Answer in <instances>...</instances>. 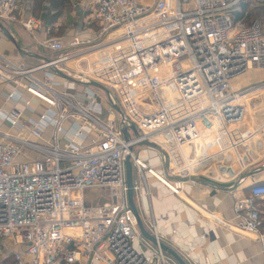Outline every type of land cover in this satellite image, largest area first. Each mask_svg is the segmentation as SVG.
Wrapping results in <instances>:
<instances>
[{
	"label": "built area",
	"instance_id": "1",
	"mask_svg": "<svg viewBox=\"0 0 264 264\" xmlns=\"http://www.w3.org/2000/svg\"><path fill=\"white\" fill-rule=\"evenodd\" d=\"M19 1L0 0V20L14 19ZM87 1L94 38H52L44 46L53 54L37 65L0 53V79L14 87L4 94L13 109L0 107V243L15 248L12 264H179L151 214L142 218L156 243L142 235L125 162L130 156L141 175L176 193L177 178L246 180L264 153V120L255 112L264 116V80L242 88L235 80L264 70V0ZM252 12L256 18L230 38L237 14L245 20ZM56 70L105 86L109 107L93 86L60 91ZM144 141L164 150L163 173L136 152ZM234 216L233 230L261 235L264 184L235 200Z\"/></svg>",
	"mask_w": 264,
	"mask_h": 264
},
{
	"label": "crops",
	"instance_id": "2",
	"mask_svg": "<svg viewBox=\"0 0 264 264\" xmlns=\"http://www.w3.org/2000/svg\"><path fill=\"white\" fill-rule=\"evenodd\" d=\"M47 1L50 3L43 7L36 0H20L13 14L15 18L1 20L20 48L29 54L20 51L2 31L0 53L16 62L37 65L44 60L41 57L47 58L53 54L44 46L52 38L69 42L74 37L85 40L96 36L97 26L91 22V9L87 0ZM29 19L39 22L30 30L23 25ZM38 75L42 76V73ZM57 80L61 82L58 87L60 91L76 94L80 90L78 86L72 85L73 82L61 76ZM12 89L14 87L10 82L3 83L0 79V107L6 111L14 107L4 96ZM19 105H16L17 109H24L18 108ZM23 111L25 117H35L27 110ZM3 129L10 131V125L3 124ZM21 134L27 136L28 132L23 131ZM49 134L47 130L46 135ZM136 152H140L142 159L153 168L157 165L162 168L161 153L157 154L148 146ZM148 154L154 155L153 158ZM31 156L38 158L35 154ZM257 169L260 171L257 172ZM136 172L134 181L138 190L135 198L141 216L145 218L153 215L163 242L174 249L187 264H264V228L260 229L261 235H243L230 225L236 221L235 200L250 195L253 185L264 183V153L257 163L250 166L245 173L246 180L241 184L233 181L217 182L203 177L223 188L177 178L173 186L180 190L176 193L154 175L145 173L143 176L138 170ZM2 248L5 254L0 256V264H12L15 248L0 243Z\"/></svg>",
	"mask_w": 264,
	"mask_h": 264
},
{
	"label": "water",
	"instance_id": "3",
	"mask_svg": "<svg viewBox=\"0 0 264 264\" xmlns=\"http://www.w3.org/2000/svg\"><path fill=\"white\" fill-rule=\"evenodd\" d=\"M0 31H2L5 34L6 37H8L12 42H14L17 45V47H18V49L20 51H22V52H24L26 54H29V53H27L26 51H24V50H22L20 48V46L17 44L15 38L12 36V33L10 32V30L4 25V23L1 20H0ZM41 58H43L44 60L47 59L45 57H41ZM55 72L57 73L58 76L63 77L64 79H66L69 82H73V83L78 84V85H89V86L97 87V88L103 89L106 92L107 95L109 94V90L105 86H103V85H101L99 83H96V82H83V81L77 80V79L71 77L70 75L65 74V73H63V72H61L59 70H56ZM115 109L122 116L123 113H122V110H121L120 106L115 105ZM131 130L134 132V134H136V135L139 134V131H138V129H137V127L135 125L131 126ZM122 133H123V135H124L126 140L130 139V132H129V129L127 127L122 129ZM141 144L157 148L161 152H164V150L159 145H157L154 142L144 141ZM133 148H134L133 146H130V150L131 151L133 150ZM125 165H126L127 186H128V192L127 193H128V200H129L130 207H131L132 211L134 212V214L136 216L137 223H138V226H139V229H140L142 235L145 238H147L148 240H150L151 242L156 243L155 237L152 234H150L147 231V229L145 228V225H144V222H143V218H142V216L140 214V211H139V209L137 207V204H136V201H135L134 166H133V163H132V160H131L130 156L127 157ZM167 165H168V163H166V167H167ZM256 171L258 172V171H260V169H257ZM189 179L193 180L195 182H198V183H202V184H206V185L212 186V187L223 188L219 184H217V183H215L213 181H210L208 179H205L203 177H200V176H192ZM162 247L168 254L173 256L177 260V262L179 264H187L184 261V259L174 249H172L171 247H169L165 243H162Z\"/></svg>",
	"mask_w": 264,
	"mask_h": 264
},
{
	"label": "rangeland",
	"instance_id": "4",
	"mask_svg": "<svg viewBox=\"0 0 264 264\" xmlns=\"http://www.w3.org/2000/svg\"><path fill=\"white\" fill-rule=\"evenodd\" d=\"M259 12H260V10H258ZM254 16H255V14H254ZM252 17V19H251V17H248V19L246 18L241 24H235V26H234V28L232 29V30H230V32H229V37L230 38H233L241 29H242V26L241 25H244V24H248L249 22H251L252 20H254L256 17ZM264 80V70H261V69H250V70H248V71H246L245 73H243V74H241L236 80H235V84H236V86H240V88H242V87H247V86H249V85H251V84H257V83H259V82H261V81H263ZM72 85H74L75 87H79L81 90H83L84 88H85V85H78V84H74V83H72ZM93 89H94V91H98L99 93H100V95L102 96V103H103V106H104V108H108L109 107V105H108V103H109V100H108V96H107V94H106V92L103 90V89H100V88H97V87H93ZM259 101V99L257 98V99H255V100H253V101H251V103H252V106H253V102H258ZM21 107H23V105L21 104V105H19V107L18 108H21ZM251 110V109H250ZM256 112V115L259 113V116H258V120L260 121V122H262L263 120H264V116H262L261 114H260V110L259 111H255ZM255 112H254V114H255ZM106 117V114H104V118ZM114 118V120L116 119L115 117H113ZM79 141V140H78ZM261 144L263 145V142H261ZM146 145H143V144H140V145H138V146H136V149L135 150H138V149H141V148H143V147H145ZM150 149H152V150H154L157 154L158 153H161V151L159 150V149H157V148H154V147H151V146H148ZM183 150H184V153H189V151H190V149L189 148H183ZM148 156L149 157H151V158H153V156L154 155H149L148 154ZM156 157H157V155H156ZM155 157V158H156ZM142 158H143V156H142ZM193 165V164H192ZM159 166L160 165H157V167L156 166H154V168H156V170L158 171V172H161V173H163V170H162V168L160 169L159 168ZM134 176L136 177L137 176V172H136V170L134 169ZM100 192H97V191H93V192H88V194L90 195V196H93V195H95V196H98L99 197V194ZM101 195H103V196H101V197H99L100 199L99 200H101V201H103L104 200V193H101ZM135 201H136V198H135ZM136 204H137V202H136ZM137 207H138V205H137ZM139 208V207H138ZM8 252H10V251H8ZM5 254V252H4V249L2 248V249H0V256L1 255H4Z\"/></svg>",
	"mask_w": 264,
	"mask_h": 264
},
{
	"label": "trees",
	"instance_id": "5",
	"mask_svg": "<svg viewBox=\"0 0 264 264\" xmlns=\"http://www.w3.org/2000/svg\"><path fill=\"white\" fill-rule=\"evenodd\" d=\"M37 2H38V4L41 6H43V7H45L48 3H50V2H48V3H46V0H36ZM55 1L53 0V3H54ZM51 3H52V1H51ZM56 3V2H55ZM254 12H252V13H249L248 15H249V17H251V19H252V17L254 16ZM238 15V17H237V19H236V21H237V24H241L244 20L243 19H240V15H241V13H238L237 14ZM256 15V14H255ZM247 19H248V17H247ZM250 23V22H249ZM244 25H248V24H244ZM259 184H264V183H259ZM262 228H264V223L262 224V226H261V229Z\"/></svg>",
	"mask_w": 264,
	"mask_h": 264
},
{
	"label": "bare ground",
	"instance_id": "6",
	"mask_svg": "<svg viewBox=\"0 0 264 264\" xmlns=\"http://www.w3.org/2000/svg\"><path fill=\"white\" fill-rule=\"evenodd\" d=\"M250 109H252V108L250 107V105H248L246 110H247L248 112H250V111H251ZM155 173H156L158 176H160L161 178H163V177H162L160 174H158L156 171H155ZM163 179H164V178H163ZM165 180H166V179H165ZM166 181H167V180H166ZM167 182H168V181H167ZM168 183H169V182H168ZM170 185H172V187H174L173 184H170ZM174 188H175V187H174Z\"/></svg>",
	"mask_w": 264,
	"mask_h": 264
}]
</instances>
